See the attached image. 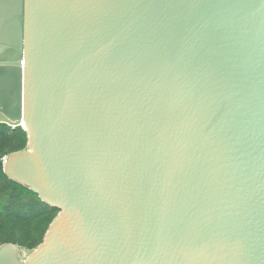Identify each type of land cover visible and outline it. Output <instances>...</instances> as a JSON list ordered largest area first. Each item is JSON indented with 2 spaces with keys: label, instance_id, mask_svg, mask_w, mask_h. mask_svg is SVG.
I'll return each instance as SVG.
<instances>
[{
  "label": "water",
  "instance_id": "obj_1",
  "mask_svg": "<svg viewBox=\"0 0 264 264\" xmlns=\"http://www.w3.org/2000/svg\"><path fill=\"white\" fill-rule=\"evenodd\" d=\"M0 123L58 210L0 264H264V0H0Z\"/></svg>",
  "mask_w": 264,
  "mask_h": 264
},
{
  "label": "trees",
  "instance_id": "obj_2",
  "mask_svg": "<svg viewBox=\"0 0 264 264\" xmlns=\"http://www.w3.org/2000/svg\"><path fill=\"white\" fill-rule=\"evenodd\" d=\"M26 143L27 133L22 127L0 123V245L11 243L23 250H33L42 242L58 210L3 172L4 158L24 150Z\"/></svg>",
  "mask_w": 264,
  "mask_h": 264
},
{
  "label": "rangeland",
  "instance_id": "obj_3",
  "mask_svg": "<svg viewBox=\"0 0 264 264\" xmlns=\"http://www.w3.org/2000/svg\"><path fill=\"white\" fill-rule=\"evenodd\" d=\"M21 251H22V252H21L20 255H19V259H20L22 262H24V259H25L26 255H25V252H24L23 249H22Z\"/></svg>",
  "mask_w": 264,
  "mask_h": 264
},
{
  "label": "bare ground",
  "instance_id": "obj_4",
  "mask_svg": "<svg viewBox=\"0 0 264 264\" xmlns=\"http://www.w3.org/2000/svg\"><path fill=\"white\" fill-rule=\"evenodd\" d=\"M21 252H22V251L19 249V250H18V258H19V255H20Z\"/></svg>",
  "mask_w": 264,
  "mask_h": 264
},
{
  "label": "built area",
  "instance_id": "obj_5",
  "mask_svg": "<svg viewBox=\"0 0 264 264\" xmlns=\"http://www.w3.org/2000/svg\"><path fill=\"white\" fill-rule=\"evenodd\" d=\"M4 160H5V158H4ZM4 160H3V162H4Z\"/></svg>",
  "mask_w": 264,
  "mask_h": 264
},
{
  "label": "clouds",
  "instance_id": "obj_6",
  "mask_svg": "<svg viewBox=\"0 0 264 264\" xmlns=\"http://www.w3.org/2000/svg\"><path fill=\"white\" fill-rule=\"evenodd\" d=\"M6 158V157H5Z\"/></svg>",
  "mask_w": 264,
  "mask_h": 264
}]
</instances>
